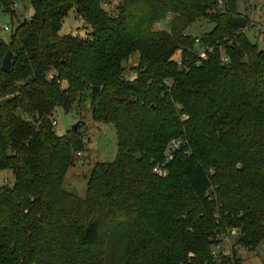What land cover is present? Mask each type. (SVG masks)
I'll use <instances>...</instances> for the list:
<instances>
[{
  "label": "trees",
  "instance_id": "trees-1",
  "mask_svg": "<svg viewBox=\"0 0 264 264\" xmlns=\"http://www.w3.org/2000/svg\"><path fill=\"white\" fill-rule=\"evenodd\" d=\"M17 1L0 10L12 19ZM30 3L0 41V66L11 53L0 170L15 178L0 183V264H242L238 248L264 239V48L241 31L248 17L234 0H121L112 14L101 0ZM73 5L84 36L58 33ZM165 18L170 29H155ZM204 19L209 31L185 33ZM88 97L92 120L115 128L117 154L92 165L82 198L62 188L79 131L52 122L56 107ZM232 228L229 257L214 245Z\"/></svg>",
  "mask_w": 264,
  "mask_h": 264
},
{
  "label": "rangeland",
  "instance_id": "rangeland-1",
  "mask_svg": "<svg viewBox=\"0 0 264 264\" xmlns=\"http://www.w3.org/2000/svg\"><path fill=\"white\" fill-rule=\"evenodd\" d=\"M235 9L240 16H247L250 22L261 25L264 29V0H234ZM105 10L108 13H115L118 10L121 0H101ZM15 16L10 18L7 12L0 10V25H9L11 29L16 27L21 20H28L33 14L30 0H18L15 6ZM62 24L58 33L60 35H77L84 36L90 31V26L82 17L76 15L75 6L68 11L66 17L62 20ZM161 25H155V29L163 28L169 30L171 27V19H162ZM212 25L207 20H201L189 25L185 33L193 36H199L211 29ZM10 30L1 31L0 37L4 43L10 40ZM247 37L253 42H257L259 48H263L261 41L256 40L253 31H247ZM178 53L175 57H178ZM138 60V55H134L127 63L126 72L128 76H133L130 66ZM88 96V91L86 93ZM1 101V100H0ZM89 97L84 99V102L76 100L68 112L62 107H56L53 118L56 120L54 129L60 135L66 134L71 126L77 122L80 125L76 131H79L78 140L80 143L79 154H74L73 164L66 172L62 188L69 192H74L80 197H85L87 180L89 171L95 162L114 161L117 154L116 130L109 123L95 122L91 118L89 112ZM12 171L0 170V183L11 185L14 182ZM238 255L241 248H238Z\"/></svg>",
  "mask_w": 264,
  "mask_h": 264
},
{
  "label": "built area",
  "instance_id": "built-area-1",
  "mask_svg": "<svg viewBox=\"0 0 264 264\" xmlns=\"http://www.w3.org/2000/svg\"><path fill=\"white\" fill-rule=\"evenodd\" d=\"M158 25H161V22L158 21L157 23V26ZM0 30L1 31H8V30H12L10 28L9 25L5 24L3 26L0 25ZM248 30H252L253 33H254V36L256 38V40H260L261 41V44L262 46H264V29L262 28L261 25H256L252 22H250V24L246 25L245 27H243L241 29V31H243L246 35H247V31ZM3 40L1 37H0V41ZM196 42H198V39H196ZM257 43V42H256ZM264 48V47H263ZM212 48L206 46L205 49L201 50L199 52V56L202 58V59H205L206 57V52L208 51H211ZM221 60L223 62H226L227 61V57L222 53L221 54ZM56 122L54 120V122H52V124L54 125ZM181 146H183V141L180 140V139H177V140H171V142H169L168 146H167V150L165 151L166 152V156H167V161H170L173 159V152L175 150H177L178 148H180ZM79 154V153H78ZM162 166L160 165H155L153 168H152V171L157 173L158 175H163L165 172H164V169L161 168ZM238 235V231L235 229V228H232L230 230H228V232L226 233L225 236H223V240L222 242L220 243H217L216 245H214L215 247V250L216 251H223V253L225 255H228L229 257H231V254H232V249H233V244H234V240H235V237ZM227 264H235V262H228Z\"/></svg>",
  "mask_w": 264,
  "mask_h": 264
},
{
  "label": "crops",
  "instance_id": "crops-1",
  "mask_svg": "<svg viewBox=\"0 0 264 264\" xmlns=\"http://www.w3.org/2000/svg\"><path fill=\"white\" fill-rule=\"evenodd\" d=\"M239 256L242 264H264V239L261 240L254 250L241 248Z\"/></svg>",
  "mask_w": 264,
  "mask_h": 264
},
{
  "label": "water",
  "instance_id": "water-1",
  "mask_svg": "<svg viewBox=\"0 0 264 264\" xmlns=\"http://www.w3.org/2000/svg\"><path fill=\"white\" fill-rule=\"evenodd\" d=\"M11 64V53L10 50L6 51V56L3 58L0 69H2L4 72L9 70ZM80 125V122L75 123L71 126L72 130H77Z\"/></svg>",
  "mask_w": 264,
  "mask_h": 264
}]
</instances>
